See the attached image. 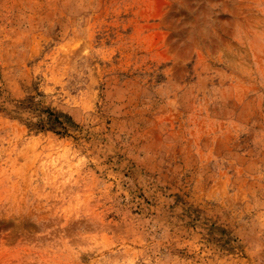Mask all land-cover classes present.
Instances as JSON below:
<instances>
[{"label": "rangeland", "instance_id": "374dc122", "mask_svg": "<svg viewBox=\"0 0 264 264\" xmlns=\"http://www.w3.org/2000/svg\"><path fill=\"white\" fill-rule=\"evenodd\" d=\"M0 264H264V0H0Z\"/></svg>", "mask_w": 264, "mask_h": 264}, {"label": "trees", "instance_id": "16d2710c", "mask_svg": "<svg viewBox=\"0 0 264 264\" xmlns=\"http://www.w3.org/2000/svg\"><path fill=\"white\" fill-rule=\"evenodd\" d=\"M49 116H51V114H50ZM48 118L51 119V117H48ZM52 120H53L55 123H58L62 129H66V128L63 126L62 122H60L56 117H54ZM47 125H48L47 122H45V124H44V122H43L42 124H38V127H40L41 129H51V128H53V126H47Z\"/></svg>", "mask_w": 264, "mask_h": 264}]
</instances>
